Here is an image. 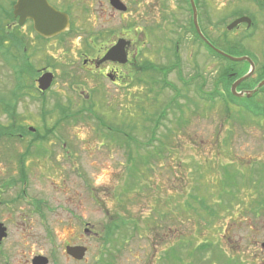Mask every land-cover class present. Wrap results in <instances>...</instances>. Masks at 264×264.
Instances as JSON below:
<instances>
[{
	"label": "rangeland",
	"instance_id": "374dc122",
	"mask_svg": "<svg viewBox=\"0 0 264 264\" xmlns=\"http://www.w3.org/2000/svg\"><path fill=\"white\" fill-rule=\"evenodd\" d=\"M180 1H168L166 23H156L158 13L152 8L151 28L159 26L155 32L158 41L152 43L149 58L154 68L132 75L122 71L119 87L102 79L97 82L87 78V73L80 70V49L76 51L73 45H79V40L71 37L66 50L58 42L52 48L38 43L30 49L31 39L25 37V54L16 51L11 43L0 54V97L11 99L10 90L24 79L15 103L9 104L12 109H6L7 113L18 114L16 120L7 121L0 114V125L32 126L40 134L43 129L57 128L50 136L51 145L45 144L51 155L54 151L48 161L53 167L50 175L55 177V184L44 180L48 188L42 191L51 208L59 200L66 210L49 211L44 222L40 217L34 216V220L39 218L40 223L57 230V241L58 237H70L72 244L80 242L87 247L84 258L77 264H95L100 257L102 264H173L170 250L165 254L167 260L163 258L166 249L163 247L169 241L183 243L182 239L188 242L190 254L181 247L178 264H215L211 248L193 253L206 240L212 249L220 248L229 259L240 264H264V117H253L227 103L226 98L223 100L224 89L219 84L222 76L230 67L239 75L248 72L246 63L216 59L199 46L197 53L184 50L177 67L174 66L175 58L161 45L173 43L178 34L177 23L184 24V17L188 18L186 3L183 16L173 6ZM214 1V18L210 24L202 25L206 36L221 50L226 43H235L232 55L248 56L256 73L262 71L264 0ZM14 4L15 0H0V23L5 31L13 22ZM4 11L6 15H1ZM243 16L254 18L251 27L243 24L227 29L228 24ZM113 19L103 24V28L118 27L119 16ZM99 25L97 20L77 23L78 36L84 40L85 33ZM118 29L110 28L108 32ZM17 31L15 27L7 33L14 36ZM22 31L30 33L27 25ZM27 54L31 55L35 68L47 62L55 65L56 78L43 97L34 85L35 75L26 71V65L22 75L15 72V64L21 63L20 55L25 57L22 58L25 63ZM50 56H55V60ZM158 67H165L166 73L158 72ZM86 94L90 95L89 100ZM252 104L264 110V93ZM60 113H66V119L58 120ZM155 119L156 123L152 121ZM154 124L157 128L153 144L147 145ZM109 126L119 127L123 133H113ZM63 132H66L65 148L60 147L62 142L56 136ZM124 134H129L132 140ZM29 140L20 141L16 136L7 139L8 160H17L22 151L24 160L32 163L51 156L44 155V151L28 155L30 152L24 149L32 144L27 143ZM4 144L0 140V146ZM1 160L4 159L0 157ZM0 172L4 174L5 169ZM30 176L42 175L32 168ZM125 189L130 193L124 196ZM229 193H235L234 198ZM255 195L258 200L253 198ZM255 207L262 209L254 213ZM126 217L134 219L136 225L131 222L120 226L115 239L110 244L104 243L108 224ZM84 222L86 236L82 233ZM77 231L82 239L75 238Z\"/></svg>",
	"mask_w": 264,
	"mask_h": 264
},
{
	"label": "flooded vegetation",
	"instance_id": "af4514ba",
	"mask_svg": "<svg viewBox=\"0 0 264 264\" xmlns=\"http://www.w3.org/2000/svg\"><path fill=\"white\" fill-rule=\"evenodd\" d=\"M46 1L51 7L68 17V30L57 36L45 38L33 29V24L30 20L27 19L22 25H19V18H15L12 13L13 22L12 24L7 25V30L11 33V31L17 27L18 31L14 36H11L7 33V30L5 31V29H3L2 23H0V45L5 46L0 48V54L6 51L7 44L10 45V43L15 45L17 49L16 51L22 50L23 53L21 54H25L24 52H27V46L26 48L24 46L25 37L28 41L31 39L29 41L30 49L37 46L38 43H41L40 46L44 45L46 48H52L55 47V42H58V44L62 45L65 50L68 47L70 39L74 38L76 41L79 40V45H73L76 47V51L80 49V51H78V59L81 61L80 70L87 73V78H93L97 82L99 79H102L108 82L111 86L119 87V83L123 79L122 71L128 72L132 75L137 72H149L154 68L152 63L149 62V58H151L152 55V43L158 41L155 32L159 26L155 25L156 27L153 30L151 28L153 18L152 8H155L158 13L157 17L159 21L156 23H166L168 21L169 14L166 7L169 0ZM173 1L175 0H171V2ZM185 3L188 6V9L185 11L188 13V18L184 17V24L179 25V23H177L178 34L175 35L173 43L167 45V43L164 42L161 45L165 51L168 50V52H170L175 58V67H177V60L179 56H182L184 50L189 49L191 54L197 53L199 46H201L205 53L209 56L217 58L213 52L209 51L210 48L206 43L202 41L203 45H201V39L196 32L193 17V12H195L196 22L202 32V35L215 46V44L211 42V38L206 36L202 26L204 23L210 24V20L214 18L215 1L193 0L195 9L193 11L190 0H181L177 6L173 4L175 9L178 8L176 9L177 14H181V16L184 15ZM261 9L264 11V5H262ZM115 15L119 16L117 22L118 27L112 26L104 29L103 24L114 20L113 18ZM179 18L183 19V17ZM177 19L178 18H176V20ZM251 19L253 20L254 18L251 17ZM96 20L100 23L99 27L94 30L91 29L90 31H87V33H85L84 40L81 39L80 36H78L77 23H91ZM26 25L30 31L28 35L24 34L22 31V27ZM110 28L119 29L108 32ZM27 37H29V39ZM185 42L187 46L186 48H184ZM165 46L169 49L165 48ZM111 50L115 51H113L110 57H107V54ZM29 56L31 57L30 54H27L26 61L23 63L22 58L24 56L20 55L21 63L15 64V72L22 75L24 73V65H26V71L29 73L33 72V74H31L32 76L35 75V78L33 79L34 85L37 88L38 94L43 97L46 91L41 92L38 89V79L49 73L52 74V79L54 81L56 78L54 70L55 65L47 62L46 65H37L39 67L35 68V66L31 64L32 59H30ZM122 56L125 57V62L121 60ZM50 57L52 60H55V56ZM143 60L145 61L141 64V61ZM230 69L232 68L230 67ZM158 70V72L161 73H166L167 71L165 67H158ZM246 72L241 75H239V72H236L235 70L233 72H229L227 76L233 78L229 83V89L232 83ZM258 73H256V69H254L251 77L242 82L236 88V91H252L259 84V82L264 79L262 78L257 81ZM28 77L31 78L30 76ZM83 78L85 79V77ZM20 81L22 82L19 84L16 83L14 89L10 90L11 92H15V96L11 95V99L0 97V111L2 112L0 114L1 116H4L7 121L8 119L16 120V116H18V114L14 112L7 113L6 109L9 111L12 109V106L9 104L15 103V99L18 97L16 92L22 90L24 79L22 78ZM221 82L224 81L222 80ZM221 82H219L220 85H222ZM95 85L99 86L98 83ZM261 93H264V87L258 89L251 95L250 98L243 96L242 99L245 98L248 99V102L254 103V100L257 99V96ZM85 98L89 100L90 95L86 94ZM60 116L61 117H59L58 120L66 119L67 114L60 113ZM19 126L20 127H17L13 124L12 128H8L7 125L5 127L0 125V140L5 142L3 146H0L3 148L0 152V157L4 159L0 162V169H5L4 174L0 172V175H3L0 176V264H69L70 261L74 264L80 263L82 259L76 260L69 256L67 254V248L80 246L86 248L87 250V247L83 245V243L78 242L77 244H72L73 241L70 242V237L68 239L66 237H58L57 241V230L48 224L45 225L42 222L41 224L39 222V218H37L38 221L34 220L35 216L40 217V219L44 222L46 221V216L49 211L55 212L57 208L66 210L65 205H61L59 200L57 205L53 207L54 209L51 208L52 206L49 205L48 199L44 196V192L42 191V189L46 190V188H48V184L44 182V180L49 181L50 185L55 184V177L50 175L51 168L53 167L48 161V159L52 158L54 151L51 155V151L47 150L45 144L48 142L51 145L52 141L49 140L51 138L50 136L54 135L57 128H54L53 130L43 129L42 134H40L39 131L32 126ZM65 133L66 132L56 135L59 138L57 141L62 142L60 146L61 148L66 147V141L64 138L66 135ZM14 136H16L20 141H23L25 138H30L27 143L31 142L32 144L28 145L24 149V152H30L28 155L34 156L35 153H41L44 151V155L50 154L51 156L48 158H41V160H37L32 163L24 160L25 154H23L22 151V153L16 156L17 160L9 161L8 159L10 158L7 156V139L13 138ZM54 145L57 146L55 143ZM32 147H41L43 150L31 152L29 149ZM68 154L69 153H67V155ZM32 168L38 169L42 176L39 178L31 177L30 174ZM81 224L82 222L79 224V229ZM83 224L84 228L82 229V233L86 236L88 233L87 224L85 222ZM64 229L60 231V234L61 232H64ZM67 230L69 229L67 228ZM68 235L71 236V233ZM79 237L82 239L80 231H77L75 238Z\"/></svg>",
	"mask_w": 264,
	"mask_h": 264
},
{
	"label": "water",
	"instance_id": "95a60500",
	"mask_svg": "<svg viewBox=\"0 0 264 264\" xmlns=\"http://www.w3.org/2000/svg\"><path fill=\"white\" fill-rule=\"evenodd\" d=\"M191 6L194 9L193 0H190ZM116 5V4H115ZM117 6V5H116ZM118 7V6H117ZM123 9V8H120ZM13 16L15 18H19L18 24L22 25L27 19L30 20L33 24V29L41 36L48 38L52 36H57L68 29V17L51 7L46 0H16L13 5ZM194 17V25L196 32L200 36V38L210 46L214 52L219 54L220 56L232 61V62H247L249 64V71L244 76L238 78L231 85L230 91L233 96L237 98H241L243 96L250 98L253 93H255L258 89L264 86V79L259 82V84L252 90L248 92H237L236 88L246 79L250 78L254 72V64L253 62L246 56L235 57L228 55L218 49L213 48L202 36L199 27L196 22L195 12H193ZM240 23H246L247 26H250L251 20L247 17H241L231 24L227 26L228 30H231L235 26ZM117 49V47H116ZM115 51V50H113ZM113 51H109L107 57H110ZM121 60L125 62V57L122 56ZM52 82V75L45 74L41 78L38 79V89L41 92L46 91ZM86 248L80 246L68 247L67 254L76 260H81L85 256Z\"/></svg>",
	"mask_w": 264,
	"mask_h": 264
},
{
	"label": "trees",
	"instance_id": "16d2710c",
	"mask_svg": "<svg viewBox=\"0 0 264 264\" xmlns=\"http://www.w3.org/2000/svg\"><path fill=\"white\" fill-rule=\"evenodd\" d=\"M6 11V10H5ZM5 11H4V13H2V15H5L6 13H5ZM8 18V17H7ZM225 41V40H224ZM226 42V41H225ZM234 44L235 43H232V44H227L226 43V46H223V48H225L226 50H227V52L228 53H231V54H234L235 53V50H236V48H235V50H234ZM217 57H220L219 55H217L216 53H214ZM234 70H232V69H229L228 71H226L225 72V74L222 76V80L224 81V82H221L222 83V87H223V89H224V95H225V97H224V99L223 100H225V98H226V100H227V103H232V104H234L236 107H238V108H240V109H242L244 112H247V113H249L250 115H252L253 117H264V110H261V109H259V108H257L256 106H255V104H252L251 102H248L247 100L248 99H245V98H240V99H238V98H235V97H233L231 94H230V92H229V83L232 81V79L233 78H230V77H228L227 76V74H229V72H233ZM262 78H264V66H263V69H262V71H260L259 73H258V77H257V81H259L260 79H262ZM12 94L11 95H13V96H15V92H11ZM216 96L218 97H220V95L219 94H216ZM221 97H223V96H221ZM211 99H213V97H211ZM247 102V103H246ZM226 104V103H225ZM153 122H157V120L155 119V120H152ZM108 128H110V129H113V133L114 132H118V133H123V130L121 129V128H119V127H108ZM157 128V125L156 124H154L152 127H151V129H152V132L150 131V138H149V140H148V142H147V145L148 144H153V142H151V141H153V138H154V131H155V129ZM124 136L125 137H127L129 140H132V137L129 135V134H124ZM126 144V148H129V144H127V143H125ZM129 152H130V149H129ZM131 152H132V150H131ZM263 166H264V164H262ZM227 177V176H226ZM227 179V178H226ZM228 186H229V184H228ZM131 188H133V187H131ZM130 192L129 191H127L126 189L125 190H122V194L125 196L126 194H129ZM226 193V192H225ZM228 195H231L233 198H234V196H235V193H229ZM232 198V199H233ZM254 199H256V200H258L257 198H258V196L257 195H255L254 197H253ZM117 199V198H116ZM196 200H197V198H195ZM261 200H263V199H261ZM118 201V200H117ZM241 201V200H240ZM204 204H205V201H204ZM255 209V210H254ZM260 209H262V208H259V207H255V208H253V211H254V213H258V211L257 210H260ZM110 216H118V215H110ZM158 217H161L160 215L158 216ZM149 220H150V218H149ZM132 222V224L133 225H136V221L133 219L132 220V218L131 217H126V219H116L115 221H113V222H110L109 224H108V227L105 229V236H104V243H106V244H110V240L112 239H115V233L117 232V231H119V227L120 226H125L126 224H128V223H131ZM215 231H217V230H215ZM141 236H139V238H140ZM125 237L124 236H122V239H124ZM163 239H165L164 237H163ZM128 241V238H126L125 239V242H127ZM182 242L183 243H176V244H174V242L173 241H169V243H167V244H165L164 245V247H163V249H165L164 250V255H163V258L165 259V260H167V258H168V256H166L165 254L170 250V252L172 253L171 255H170V257H172V259L170 260V261H172V263L173 264H178V261H180V255H181V252H179L180 250H181V247L182 248H184V249H186V251H187V254H190V252H189V249L187 248V241H183V239H182ZM210 245H212L211 243H208V240H206V242L205 243H203V244H200V245H198L196 248H194V251H193V253H195L196 251H200V252H204L205 251V249H208V248H211V251H213V257L215 258V261H216V263L215 264H219V262L220 261H223L224 263H229V262H231L232 264H240V262H238V261H236V260H233V259H229L230 257L226 254V253H224L220 248H217L216 250H215V248H216V246H214L215 248H213L212 249V247L210 246ZM162 256V255H161ZM229 257V258H228ZM102 262V259H101V257H100V259H99V261H97L95 264H102L101 263ZM223 262H221V264H223ZM206 263V262H205ZM212 263V262H211ZM107 264H110L109 262L107 263ZM214 264V263H213ZM242 264H245V263H242Z\"/></svg>",
	"mask_w": 264,
	"mask_h": 264
}]
</instances>
